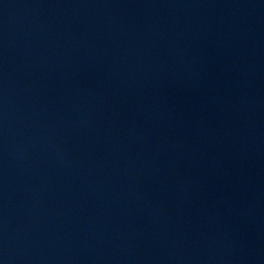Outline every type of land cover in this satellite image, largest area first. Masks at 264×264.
<instances>
[{
  "label": "water",
  "instance_id": "obj_1",
  "mask_svg": "<svg viewBox=\"0 0 264 264\" xmlns=\"http://www.w3.org/2000/svg\"><path fill=\"white\" fill-rule=\"evenodd\" d=\"M0 264H264V0H0Z\"/></svg>",
  "mask_w": 264,
  "mask_h": 264
}]
</instances>
